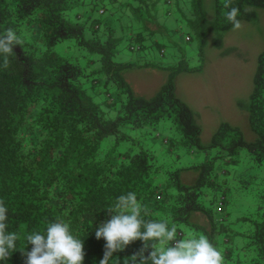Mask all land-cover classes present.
Listing matches in <instances>:
<instances>
[{
    "label": "trees",
    "instance_id": "trees-1",
    "mask_svg": "<svg viewBox=\"0 0 264 264\" xmlns=\"http://www.w3.org/2000/svg\"><path fill=\"white\" fill-rule=\"evenodd\" d=\"M245 5L254 10L244 14ZM232 6L250 22L264 0ZM227 11L224 0H0V35L11 28L24 41L8 68L0 57V200L20 236L0 264H25L24 237L57 220L84 241L83 264H99L105 241L95 230L128 192L144 219L174 224L177 238L207 236L224 264H264V50L252 93L238 101L254 139L223 121L203 142L196 112L176 93L179 73L204 69L209 37L223 46ZM195 40L196 64L186 47ZM145 69L168 72L154 95L127 78ZM185 170L198 173L190 184Z\"/></svg>",
    "mask_w": 264,
    "mask_h": 264
},
{
    "label": "clouds",
    "instance_id": "clouds-1",
    "mask_svg": "<svg viewBox=\"0 0 264 264\" xmlns=\"http://www.w3.org/2000/svg\"><path fill=\"white\" fill-rule=\"evenodd\" d=\"M226 19L232 30L241 29L238 19L241 10L232 6V0H224ZM254 9L245 5L244 14ZM213 17L214 15L210 13ZM23 39L9 28L0 35V57L3 67L8 68L9 57L16 46H22ZM109 218L95 230L97 240L103 239L104 254L99 264H109L117 251H123L132 242L143 241V246L132 256L126 257L123 264H224L223 255L205 235L198 237L189 234L188 238H177V227L167 221L146 220L148 210L138 201L134 192L120 195L115 203L105 209ZM8 209L0 200V261H8L17 251L18 233L8 231ZM24 239L31 250L19 249L25 264H83L84 241L70 232L68 223L57 220L48 224L44 232L33 231ZM149 249H151L149 251ZM148 253L145 255V253Z\"/></svg>",
    "mask_w": 264,
    "mask_h": 264
},
{
    "label": "rangeland",
    "instance_id": "rangeland-1",
    "mask_svg": "<svg viewBox=\"0 0 264 264\" xmlns=\"http://www.w3.org/2000/svg\"><path fill=\"white\" fill-rule=\"evenodd\" d=\"M257 13L255 21H242L241 29L225 32L221 48L214 46L212 35L209 37L208 48L203 51L208 60L202 71H183L177 75L176 93L196 112L205 143L211 141L223 121L239 126L247 139L255 137L238 101L247 100L252 93L258 57L264 50V8H258ZM186 47L189 48L190 61L196 64L200 58L198 41L190 42ZM169 49L175 58L179 55L180 48L178 50L171 45ZM167 77L166 71L145 69L131 72L127 78L138 93L150 96L165 83ZM197 175L195 171L185 170L181 178L184 183L190 184Z\"/></svg>",
    "mask_w": 264,
    "mask_h": 264
}]
</instances>
